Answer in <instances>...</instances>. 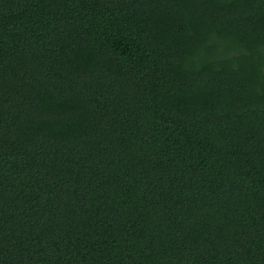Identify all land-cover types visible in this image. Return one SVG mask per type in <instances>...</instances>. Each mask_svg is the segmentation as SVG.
Returning <instances> with one entry per match:
<instances>
[{
  "label": "trees",
  "instance_id": "1",
  "mask_svg": "<svg viewBox=\"0 0 264 264\" xmlns=\"http://www.w3.org/2000/svg\"><path fill=\"white\" fill-rule=\"evenodd\" d=\"M0 264H264V0H0Z\"/></svg>",
  "mask_w": 264,
  "mask_h": 264
}]
</instances>
